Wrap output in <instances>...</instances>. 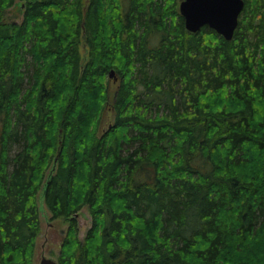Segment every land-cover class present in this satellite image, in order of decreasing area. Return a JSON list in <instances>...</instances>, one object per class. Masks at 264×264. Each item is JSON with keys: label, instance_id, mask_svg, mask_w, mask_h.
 Returning a JSON list of instances; mask_svg holds the SVG:
<instances>
[{"label": "trees", "instance_id": "16d2710c", "mask_svg": "<svg viewBox=\"0 0 264 264\" xmlns=\"http://www.w3.org/2000/svg\"><path fill=\"white\" fill-rule=\"evenodd\" d=\"M14 1L0 0L2 264H31L59 127L44 200L74 233V211L93 215L59 264H264V0H245L231 40L188 31L177 0H21L22 23L6 21ZM118 65L129 82L99 136L100 78Z\"/></svg>", "mask_w": 264, "mask_h": 264}, {"label": "rangeland", "instance_id": "374dc122", "mask_svg": "<svg viewBox=\"0 0 264 264\" xmlns=\"http://www.w3.org/2000/svg\"><path fill=\"white\" fill-rule=\"evenodd\" d=\"M114 1V0H113ZM178 2V8L180 9L179 0ZM21 0H15L13 4L10 6L5 7L4 14L6 21L8 22H17L22 23L24 20V12L22 8H20ZM111 2H109V6ZM115 3V2H113ZM115 5V4H114ZM114 7V6H113ZM113 7L110 8L113 10ZM59 14H63L65 18L66 12L60 11ZM241 17L244 18V13L241 14ZM75 20V18H74ZM67 28V27H66ZM65 28V29H66ZM64 29V30H65ZM73 27L71 30L67 29L66 32L70 33L73 31ZM103 36V35H102ZM81 44L82 47V53L83 55H88V45L85 42V39ZM99 45H103V42H107L101 38H99ZM87 48V51H86ZM104 49L103 46H101L100 50L102 51ZM95 63L98 62V56L95 54ZM95 65V64H94ZM93 65V66H94ZM116 67H110L106 73V75L101 76L100 80L103 85V95L104 97L103 104L100 103L99 107L94 108V111L91 114V119H93V122L98 124V133L99 136L103 135L108 130H111L115 124V107L113 106V103L115 102V97L121 89L123 85H127L129 80L126 83L127 76H125L124 72ZM114 68L116 70V77H110V70ZM97 77V76H95ZM90 78V76H89ZM91 78L93 79V75H91ZM125 85V86H126ZM80 90L82 92L81 100L85 101V99H90L95 102V98L92 93H90L91 97L88 95V93H84L87 90ZM79 91V92H80ZM101 94V92H100ZM80 96V94H79ZM71 100L68 101L66 109V114H70V104ZM97 103V102H96ZM95 104V103H94ZM222 105V103H221ZM70 109V110H69ZM90 119V120H91ZM58 131V138H57V145L55 149V154L50 155V163L47 165V163L42 164V168H44L41 172V184L39 186L38 190V204L40 206V233L38 235V238L35 241V245L31 249V264H40L41 259L46 257H51L59 261L60 257L68 256V252H66L69 249V245H67L71 241H76V246L78 245H87L89 243L88 239V233L89 230L92 228L93 225V215L89 209L88 204H83L79 210L74 211V216L78 218L79 223V230L77 233L73 232L72 225H71V215L70 216H60V217H54L53 213L49 210L43 196L44 191V182H46V176L48 174L47 168H52L54 165V162L56 161L59 163L63 159V150H64V132L61 127L57 128ZM49 162V161H48ZM47 165V166H46ZM43 176V178H42ZM81 246L78 247V250ZM72 250L74 248H71ZM236 254L246 253L242 252L243 249L239 248L236 249ZM3 262V261H2ZM0 260V264H2ZM7 264V263H5ZM226 264V263H225ZM231 264V263H228Z\"/></svg>", "mask_w": 264, "mask_h": 264}, {"label": "water", "instance_id": "95a60500", "mask_svg": "<svg viewBox=\"0 0 264 264\" xmlns=\"http://www.w3.org/2000/svg\"><path fill=\"white\" fill-rule=\"evenodd\" d=\"M244 7L245 0H182L180 4L188 31L196 33L208 25L227 39H232ZM110 77L117 79L114 69L110 71ZM41 264L57 262L43 257Z\"/></svg>", "mask_w": 264, "mask_h": 264}, {"label": "bare ground", "instance_id": "6f19581e", "mask_svg": "<svg viewBox=\"0 0 264 264\" xmlns=\"http://www.w3.org/2000/svg\"><path fill=\"white\" fill-rule=\"evenodd\" d=\"M182 1V0H181ZM181 1H180V4H181ZM245 4H246V1H245ZM243 12V11H242ZM180 13H181V10H180ZM182 14V13H181ZM242 14V13H241ZM241 14H240V16H241ZM239 22H240V17H239ZM205 26H208V25H205ZM238 26H239V24H238ZM238 26H237V28H238ZM204 27V26H203ZM208 27H210V26H208ZM237 28H236V30H237ZM236 30H235V32H236ZM235 32H234V34H235ZM220 34V33H219ZM220 35H222V34H220ZM223 37H225L224 35H222ZM233 37H234V35H233ZM232 37V38H233ZM226 38V37H225ZM227 39V38H226ZM228 40H231V39H228ZM115 70V69H114ZM111 71V70H110ZM116 72V71H115ZM56 171H57V168H55L54 166L52 167V168H50L49 169V172H48V174H47V176H46V182H44V186H46V184L49 182V180H50V178L56 173ZM44 257H46V256H44ZM47 258H50V259H53L54 261H56L57 262V264H59V262H58V260H56V259H54V258H51V257H47ZM43 259V258H42ZM42 259H41V261H42ZM41 261H40V264H41Z\"/></svg>", "mask_w": 264, "mask_h": 264}]
</instances>
